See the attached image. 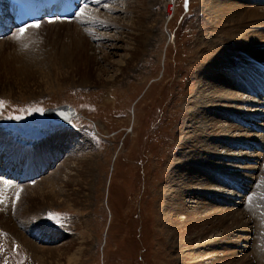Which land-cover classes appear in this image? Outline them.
<instances>
[{
  "label": "rangeland",
  "instance_id": "obj_1",
  "mask_svg": "<svg viewBox=\"0 0 264 264\" xmlns=\"http://www.w3.org/2000/svg\"><path fill=\"white\" fill-rule=\"evenodd\" d=\"M132 1L130 6L134 5ZM212 1L140 0L146 10L145 22L148 27L152 26L150 42L146 54L141 56L139 48L133 65L125 69L120 64L126 59L129 47L116 38L122 30L116 32L113 26L110 29L100 23L105 16H113L120 26L130 27V21L137 14L122 11L125 0H90L84 4L81 11L87 20L94 11L99 12V20L95 22H98L99 32L91 27L97 34H90L97 36L85 46L84 57L73 60L75 64L71 70L56 61V66L51 64L48 69L44 68L49 73L46 77L35 67L34 74L26 80L14 74L13 69L25 55L22 54L24 48L34 47V61L37 62L48 58V53L60 50L63 44H69L66 37L71 32L68 30L83 23L79 16L77 21L70 23L43 21L38 27L28 26L23 32L10 29L0 36V155L6 159L10 157L12 149L7 147L10 140L20 148L34 145L42 150L40 156L44 160L53 157L49 168L37 180L29 183L23 179V183H18L34 188L31 201L27 195L18 199L22 185L4 183L11 213L0 214V264H214L217 257L223 261L215 264H256L254 259L253 263L239 260L252 254L253 244L260 247L264 255V154H260L264 140L256 142L258 146L261 144L259 150L256 145L247 144L253 139L250 133L264 136L261 126H264V108L252 106L250 100L255 98L236 90L246 103L235 102L233 106L236 107L224 112L226 102L215 100V106L198 110L203 102L199 101L197 92L213 79V75L205 71L212 58L203 55L202 44L209 40L210 30L213 31L217 24L209 11ZM112 6L124 14L110 12L108 8ZM133 31L128 29L137 40ZM217 44L215 42L214 46ZM257 44V53L250 52L231 69L218 74L226 78L254 66L256 73L252 76H257L258 69L264 67V39ZM90 46H96V51ZM100 55H104V59L98 61ZM120 67L126 70V79L116 86H105L109 77L113 79L119 74ZM238 109L251 110V113L257 110L260 115L256 120L242 118L239 126L234 117ZM194 111L204 115L203 120H197L199 122L208 120L211 125L218 123L224 127L233 122L236 127L243 128L248 135L243 144L247 145L215 143L217 151L225 158L212 164H206V160L197 163L188 148L181 147L192 135L193 121L189 115ZM217 111L224 113L218 115ZM60 116H66L65 122L69 123L44 129V125L50 124L48 121L61 120ZM24 132L36 138L43 133L42 139H27ZM238 134L233 131L228 136ZM15 154L11 152V157ZM240 154L246 155V159L238 158ZM230 155L238 156L236 159ZM183 156L188 158V165L183 164ZM88 160L92 161L93 168L91 177L87 178ZM246 166L256 168L254 174L238 168ZM21 171L23 169L17 173ZM184 175V181L189 184L191 180L187 176H195L198 180L224 176L227 180L223 184H212L206 190L200 186L190 191L182 184ZM238 175L242 177L241 183L236 178ZM15 179L5 180L16 183ZM52 180L54 185L46 187ZM37 185L43 188L45 196H38L41 192L35 188ZM211 201L219 204L212 203L210 207ZM183 203L179 212L174 210L176 205ZM222 207L246 214L249 244L243 239L245 234L232 233L237 223L222 218L217 212ZM207 214L213 215L207 219L202 216ZM14 224L18 233L24 232L29 237L26 239L33 242V254L21 246L22 237L9 231V226ZM226 253L232 254L234 260L225 261ZM261 257L263 261L264 256Z\"/></svg>",
  "mask_w": 264,
  "mask_h": 264
},
{
  "label": "bare ground",
  "instance_id": "obj_2",
  "mask_svg": "<svg viewBox=\"0 0 264 264\" xmlns=\"http://www.w3.org/2000/svg\"><path fill=\"white\" fill-rule=\"evenodd\" d=\"M86 1L88 3L90 2V0H82L80 6L82 7L84 5V3H86ZM95 1H97V0H94V2ZM125 1H126L125 2V7H124V9L122 11L125 14H129V13H130V15L131 14H137V16L132 15V16H134L135 19L131 16V18H133L134 20H131V21L129 20L130 23H131L130 27L129 26H124V25H121L120 26L119 20L116 17H113V16H105L104 18L100 19V23L105 24V25H107L109 27L110 26H113L116 30L117 29L118 30L119 29L122 30L120 32V34H121L120 37L119 38L116 37V38L120 42H122L123 44L127 45V47H129V48H126L127 49V53H125L126 59L123 61L122 64H120L121 67H124V69L126 67L128 68L130 65H133L132 61L135 59V55H136L135 53L139 50V48L141 49L140 50V55L142 54L141 56H144V53L146 52V49H147V47L149 45L150 37H151V32H152V26L149 25L150 27H148L147 24H146V22H145V20H146L145 19L146 10L144 9L145 6L144 5L142 6L143 3H140V0H133L132 2L134 3V5L130 6V1L131 0H125ZM144 1H146V0H144ZM210 1H212V0H210ZM5 4L6 3L4 2V5ZM260 4L261 5H264V0H214L210 4V7H209L210 14L212 15L213 20H217V24L213 27V31L210 30V32L212 34L210 35L209 40L206 43H202V44H204L203 45L204 46L203 47V52H205V53H203V55H209L210 56V59L212 58V60H210L211 64L210 63L209 64L208 63L206 64L207 67L205 68V71H206V73L209 72L211 75H213V79H210L208 81V83L205 84V87H203V89H201V90H199L197 92V94L199 95V101H202L203 102V103H200L201 106L198 108V110L200 108L207 109V107L209 105H214L215 106V103L214 102H216V101L226 102V105L227 106L226 105L225 106L227 107V109L224 112H228V110L232 109L235 106V105L233 106V104L235 102L236 103H242V104L246 103L245 100L243 99V96H238L237 95L236 90L237 91H240V92H243V93L249 94L252 97L251 99L254 98V95H252V94H254V91L252 89H249V87L252 85V82L253 81H256V79H257L256 76H255L256 78L255 77L253 78V76H252L253 73H256L254 66L253 67H247L246 71L243 72L242 74H240V73H239V75L238 74H231V76L227 75L226 78L224 76H222V75H219L218 72L219 71H225V69L226 70L231 69V67L234 64H236L240 59H242V57H245L247 54L250 55L251 54L250 52H253V51L255 53L258 52V49L256 47V44L259 41H262L264 39V7H259L258 5H260ZM4 5H2L0 3V12H3L4 7H5ZM114 7L112 6V7L108 8V10L110 12H119L120 11V10L119 11L116 10V8H114ZM129 8H131V9L129 10ZM97 9H99V7H97ZM80 10H82V9H80ZM80 10L77 12L76 16L72 20H56V21L55 20H51V21H49V23L50 22L51 23L52 22H56V23H60V24H66V23L73 22L76 18H78L79 15L80 16L82 15V17H80V16L79 17H80L81 21H83V23H81V24L78 23L76 26H74V28L68 30L69 32H71V34L69 33L70 36L68 35V37H66L68 39V43L69 44H67V43L66 44H63L61 46L60 50H57V51H60V52H57L56 51V52L48 53V55H47L48 58H46V59L42 58L40 61H37V62L34 61L35 60L34 59V47L31 46V47H28V48H24V46H23L24 53H22V54H25V55L22 56V57H20L21 59H19V60H21V61L16 62V63L19 64V66L17 68L13 69L14 70V74H17L19 76H22V78H24V79L27 80V78L30 75H33L34 74V68L37 67L38 68V73H40L42 71V73L46 77V75H48L49 73H47L48 70H45V69H48L49 65H51V64H52L51 65L52 67L54 65L56 66V61L58 62V64L60 66L65 67L66 70H71L74 67L75 61L77 59H81V56L84 57L85 46L87 45V43L90 42V41H92V40H95V37L97 36V35H91V34L93 32H94V34H97L96 33V29L98 28V26L96 28V24L98 22L97 23H95V22L99 20V12L98 11H94V13L91 16L90 20H87L86 19L87 17H84L83 14L81 13L82 11H80ZM122 11H120V12H122ZM139 13H141V14H139ZM129 18H130V16H128V18H126V19L128 20ZM75 21H77V20H75ZM81 25L83 26V28L80 27ZM30 26H33V25H30ZM0 27L1 28L4 27L3 29H6V28L10 27V25L3 23L2 20L0 19ZM91 27L96 28V29L94 30L92 28L94 30L93 31L91 29ZM208 27H210V26H208ZM23 29H25V28H23ZM110 29H112V28L110 27ZM128 29H129V31H131V30H134L135 31V33L137 34V36H135L137 38V40H135L134 37H132L133 35L131 36V33H128ZM105 30H106V28H105ZM118 30L116 32H118ZM98 32H99V30H98ZM4 33L5 32H2V33H0V35H2ZM102 38H104V37H102ZM123 38L125 39L124 41H123ZM133 40H135V44H134V42H132ZM107 42L110 43V41H107ZM215 42H217L219 44H217V45L214 46V43ZM24 44H25V42H24ZM33 44H34V42H33ZM110 45H112V44H110ZM130 45H132V46H130ZM257 45H259V44H257ZM253 46L255 47V49H252ZM90 47H91V49L93 51H96V46L95 47L90 46ZM112 49H117V48H112ZM129 49L132 50V52H128ZM27 52L31 56H29V57L26 56L27 55L26 54ZM98 58H99L98 61L101 60V59H104V55L103 56L100 55V57L98 56ZM143 58H145V57H143ZM73 60H75V61H73ZM138 60H140V58ZM137 64L138 63H136L135 66H137ZM140 64H142V63H140ZM44 66H46V67H44ZM121 67H120L119 70H117V71H119L118 72L119 74L116 73L115 76H114L115 78H113V79H112V77H109L107 79V81H106V83L108 85H105V84H103V85H105L107 87H113V86H116L117 84L121 83L122 80L126 79L125 78L126 77V70H123ZM262 68H264V67H262ZM132 69H134V68H132ZM212 72H213V74H212ZM259 73H261V71H259ZM35 74H36V72H35ZM251 76H252V78H251ZM237 77H239L241 80L240 81H236V78ZM117 78H120L121 80L119 79L117 81ZM102 82H104V81L102 80ZM218 83H219V86L217 85ZM231 90H235V92H232ZM262 101L264 102V100H262ZM207 102H209L211 104L208 103L206 105L205 103H207ZM250 102L251 103H249V104H251L252 106H256L258 108H260V107L261 108H264V103L261 102L260 100H257V99L255 100L254 99L252 101L250 100ZM204 104L206 105L205 107L202 106ZM224 112L223 111H221V112L220 111H217L218 115H222ZM258 112L259 111H257V110L254 111L253 113H251V110L250 111L249 110H245V112H243V110H241V111L239 110V112H237V114H236L238 117L236 115L234 116L237 119L236 125H239L240 126L239 123H241L242 118L246 119V117H248V119H249L251 117V119H253V120L255 119L256 120L257 119V116L260 115ZM194 115H196V117H198V118H196ZM261 115H263V114L261 113ZM189 117L191 118V121H193V124L191 126V128H192L191 134L192 135L191 136H188V138H189L188 140L189 141L188 142H184L183 144H181V147L184 148L185 150L188 148L189 153H191V157L193 156L194 158H197V161H196L197 163L198 162H202V160H206V164L207 163H211L212 164L214 161H217V160L221 161V157H224L225 158L224 155H222L220 152L217 151V148L218 147L216 146L217 144H215V143H219L220 142V144H221V142L223 141L224 144H233V143H236V144L241 143V144H243V141H244L243 139L246 136L248 137V135H246L243 132L244 129L241 128V127H236L235 126V123H233V122L228 123L227 126H225V127L222 126V125H219L218 123H216L215 125H211L212 122H208V120H207V122L206 121L205 122H199L204 117L203 113H200V112L192 113V115H189ZM197 120H199V121H197ZM252 123L249 124L250 127H251V124ZM261 126H262V128H264L263 125H261ZM226 131H227V134H222V133H225ZM233 131L239 132V134L237 136H228V134L231 133V132H233ZM250 135L253 137V139H250L249 140V143H247V144L256 145V149L259 150V146L261 144L258 146V144L256 142L257 141L258 142L259 141H262L263 142V140H264L263 137L264 136L263 137L260 136V135H257L256 136L255 133L254 134H251L250 133ZM220 137H222V138H220ZM3 138L5 139V137H3ZM244 144H243V146L247 145V144H245V145ZM188 146H190V148ZM7 147H8V149L10 151L12 149L11 152H13V154H14V152H16V154L13 157H11L12 155H11V152H10L9 153V156L10 157L7 156L8 159L5 158V160L4 159L2 160L1 157H0V161H2L3 163L5 161L8 162V164L6 165V167L9 166L8 168L12 169V171L15 172V173H17L18 170L24 169V166L25 165H27V169L28 170H29V168H30V170L33 168V170L31 171L32 174H36L40 170L43 171L42 173H44L45 170L47 168H49V163L51 164L52 163V160H53V157L52 158H46L45 160L42 159L41 156H40V153H42V150H38V148H35L34 145H32L31 147L28 146V147H22V148H20V146L17 143H15V142L12 143L9 140V143H7ZM39 149H41V148L39 147ZM209 149H211V150H209ZM35 150H38V151H35ZM260 151H261L260 154L263 155L264 153H262V151H264V148L263 149H260ZM242 153H243V151H242ZM188 155H190V154H188ZM241 155L242 154H240V157L238 155H236V156H238V158H240V159H242V158L246 159L245 158L246 155H244V156H241ZM231 156L233 158H236L237 159V157L235 155H230L229 157H231ZM255 156H256V153L252 157H255ZM183 157H184V159H181V160L184 161L183 164L184 165H188L189 164L188 163V158L185 157V156H183ZM199 159H200V161H198ZM240 159H239V161H240ZM252 160H254V159H252ZM255 160L257 161L256 158H255ZM262 160L263 159L261 158L260 161H262ZM261 163L263 164V161ZM46 164H48L47 167H45ZM32 165H33V167L31 168ZM86 165L87 166H86L85 169H86V172H87L86 175H87V178H88V177H91V172H92V168H93L92 167V161L91 160H88V162L86 163ZM252 166L238 167V168L241 169V170H243V172L246 171V172H250V174H254V171L256 170V168H254ZM7 172H8V170L6 172H3L2 175L7 174ZM206 172H207V170H205V173ZM208 172H210V169L208 170ZM55 173H58V172L56 171ZM259 173H260V171H259ZM182 174H184V173H182ZM192 174H194V173H192ZM57 175H55V177ZM185 176L186 175H184L183 177L180 176L181 177V181L183 182L182 184H185L184 185L185 186V189H188L190 191L191 190H196L197 187H200V186L203 189L206 190L208 188H211L212 187V184H223V183H225L224 180H227V179L223 178L224 176L221 179H215V178L208 177L206 179L203 178V180L202 179H199L198 180L195 176H191L192 178H190L189 176H187L188 177L187 179H190L191 180V184H189L188 181L187 182L184 181ZM12 177H15V176H12ZM57 177H56V179H57ZM236 178H238L239 182L241 183V181H242L241 175H238ZM0 179L2 181V183H0V199H1V201H0V210H1V213L0 214L1 215H5L6 213L7 214L11 213V210H10L9 201H8V199L5 196L7 189H6L5 185H4V183H7L9 185H15L17 187H20L22 184L7 182L4 178H0ZM53 179L55 180L54 176H53ZM228 180L230 181L229 178H228ZM41 181H39V182H41ZM243 182H245V181H243ZM255 182H256V179H255ZM259 182H261V181H259ZM51 183L49 185L47 183L46 184V187H49L50 188V186L54 185L53 180H52ZM237 183L238 182H236V184ZM37 184L39 185V183H37ZM252 184L255 185V187H256V184H254V183H252ZM38 185L35 186V188H37L41 192V194L39 193L38 196H40V195L45 196L44 194H42V189L43 188H41V186H38ZM43 186H44V183H43ZM37 193H38V191H37ZM11 195H12V193H11ZM19 195H20L18 197L19 200L20 199L22 200V198H25L26 195L28 197L27 198L28 201L30 199L32 200V198L34 197V188H30V187L26 186V184L25 185H22L21 186V190L19 192ZM52 195H54V194H52ZM254 196L255 195H253L251 197L253 198ZM47 197L48 196L46 195V198ZM252 198H250V199H252ZM213 199H215V198H213ZM212 203L219 204L216 201H214V202L211 201L208 205L211 207L213 205ZM182 206H184V203L183 204H178V206L176 205L175 208H174V210H176L177 212H179L181 210V207ZM213 209H212V211L217 210L216 208H215V210H213ZM29 211L30 210H28L27 212H29ZM16 212H17V210H16ZM217 212L220 213L221 215H223L222 218H226L227 221L228 220H231L232 221V224L233 223L234 224L237 223L236 226L234 228H232V233L245 234V238H243V237L242 238L244 239V241L247 244H249L248 243V240L250 238H248L247 235L249 234V229L250 228H249V222L245 220L246 217H247L246 214H243V212L239 213L237 211V209H233V208H230V207H228V208L222 207L219 210H217ZM212 215L213 214H209V215L207 214L206 216L205 215H202V216L207 219V218H209ZM25 216H27V214ZM256 217H257V215H256ZM1 219H3V218H1ZM194 219H197V218L195 217ZM18 222H20V220H18ZM18 222L15 221L14 223L17 224ZM29 222H30V220H29ZM15 224L12 225V226H9V228H8L9 231L13 232V234H15L17 236L22 237L24 239V241H21L20 242L21 246L23 248H27V250H29V252L32 253V251L34 250V245L32 244L33 242H31L30 240L26 239L28 236L26 237L24 235V232L21 231V229H20L21 232L18 233L15 230L18 224L17 225H15ZM23 225H25V224L23 223ZM254 226H255V224H254ZM199 236H200V234H199ZM252 241H253V239H252ZM256 242L259 243L258 241H256ZM236 253L239 254L240 252L239 251H236ZM251 253L252 254H250V255L242 256L243 259L242 258H239V260L241 262H245L246 261V262H249V263H253V259H254L257 262V263L255 262L256 264H264V262H263L264 259H263V261L261 260L262 259L261 255L262 256H264V255H263L262 249L260 247L255 246V244H253V246H252V252ZM225 256H226V260L225 261H229V259L230 260L231 259L234 260V256L232 254H229L228 255L226 253V254H224V257ZM220 261H223V259L217 257L215 259V261H213V262L219 263ZM221 263H224V262H221Z\"/></svg>",
  "mask_w": 264,
  "mask_h": 264
},
{
  "label": "snow or ice",
  "instance_id": "obj_3",
  "mask_svg": "<svg viewBox=\"0 0 264 264\" xmlns=\"http://www.w3.org/2000/svg\"><path fill=\"white\" fill-rule=\"evenodd\" d=\"M33 26H34V27H38V25H33ZM23 31H24V29L22 28V29H21V32H23Z\"/></svg>",
  "mask_w": 264,
  "mask_h": 264
}]
</instances>
